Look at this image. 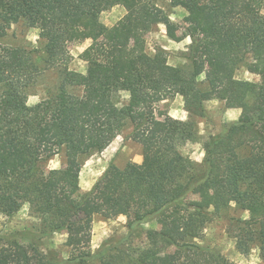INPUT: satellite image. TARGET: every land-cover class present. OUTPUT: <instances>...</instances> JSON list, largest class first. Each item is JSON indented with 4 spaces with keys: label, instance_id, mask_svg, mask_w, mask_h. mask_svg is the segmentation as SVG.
<instances>
[{
    "label": "trees",
    "instance_id": "obj_1",
    "mask_svg": "<svg viewBox=\"0 0 264 264\" xmlns=\"http://www.w3.org/2000/svg\"><path fill=\"white\" fill-rule=\"evenodd\" d=\"M169 2L195 21L190 69L169 64L162 51L146 52L145 35L165 19L155 0H0V37L23 20L39 29L44 53L40 67L34 49L0 43V214L12 216L27 203L41 220L36 234H0V264H233L194 242L231 205L248 214L231 219L236 249L247 254L256 247L264 258V82L234 78L253 53L247 69L264 78V0ZM116 5L125 13L106 26L100 15ZM176 31L166 23L168 37L178 41ZM81 39H91L79 55L85 73L69 69L68 44ZM46 69L59 73L57 91L26 103L27 89ZM67 86H81L83 93H69ZM118 91L129 93L121 107L113 98ZM170 94L181 95L191 115L203 114L212 98L233 107L251 95L254 104L205 141L197 163L181 152L196 136L195 123L155 115L154 105ZM128 124L141 162L111 164L80 192L84 157L103 151ZM60 152L64 166L42 172L41 163ZM96 214H125L127 233L93 252ZM157 217L159 229L144 228ZM61 231L67 256L38 248L42 237Z\"/></svg>",
    "mask_w": 264,
    "mask_h": 264
},
{
    "label": "rangeland",
    "instance_id": "obj_2",
    "mask_svg": "<svg viewBox=\"0 0 264 264\" xmlns=\"http://www.w3.org/2000/svg\"><path fill=\"white\" fill-rule=\"evenodd\" d=\"M207 1V0H203ZM156 4L165 12V19L161 23L155 24L145 35V50L149 55L162 51L167 62L174 66L190 69L191 64L188 59V46L191 42L189 29L195 24L190 14L179 6L171 5L169 0H155ZM125 9L121 5H116L100 15V20L106 25H113L123 14ZM172 22L176 25L178 41L168 37L166 23ZM201 26L203 21L196 23ZM190 41V42H189ZM0 43L11 46H21L26 49H34L35 62L44 66V53L42 51L43 42L39 39V29L29 27L23 20L12 24L6 34L0 37ZM91 43V40H74L68 44V49L72 55L69 69L85 73L87 63L80 58L81 52ZM256 54H250L234 72V78L251 82H264L260 75L251 73L247 69V63L255 58ZM204 79V74L198 77L199 81ZM60 85L59 73L54 69L43 70L36 81L27 89L28 101L33 105L41 99L52 96ZM205 86L204 83L201 84ZM67 91L75 95H81V86H67ZM113 98L119 107L126 105L129 100L127 91L114 93ZM29 104V103H28ZM254 104V97L244 95L233 107H229L225 100L212 98L204 102V113L201 115H191L185 110L183 97L179 94H170L164 100L154 105V112L157 118L167 119L174 117L181 120H191L195 123L196 136L181 147V152L200 163L204 156L203 145L211 136L220 133L229 125L238 121L241 113L246 107ZM131 126L126 125L122 131L113 137L111 143L103 151L94 152L82 161L79 173V191L89 190L95 181L103 174L109 165L124 167L128 162H141L142 148L130 137ZM203 153V155H201ZM65 164V155L60 152L43 161L40 165L41 171L46 172L52 168H61ZM247 212L231 205L220 215L214 217L207 223L200 237L194 239L201 247H207L220 253L233 264H264V258L259 255L256 247H253L247 254H241L235 246V224L232 217H247ZM127 217L125 214L113 218H106L96 214L92 222L91 249L96 252L100 244L105 239L117 241L127 233ZM161 217H157L144 224L145 229H159ZM41 220L31 213L29 205L25 203L21 209L12 216L0 214V234L8 236H20L23 232L36 234L40 230ZM142 235V234H141ZM67 234L63 231L55 232L42 237L38 242V248L42 251H54L60 257L68 254V247L65 245ZM172 248L166 250L169 253ZM97 264V262H96Z\"/></svg>",
    "mask_w": 264,
    "mask_h": 264
},
{
    "label": "clouds",
    "instance_id": "obj_3",
    "mask_svg": "<svg viewBox=\"0 0 264 264\" xmlns=\"http://www.w3.org/2000/svg\"><path fill=\"white\" fill-rule=\"evenodd\" d=\"M189 42H190V41H189ZM26 103H29V104H30V103H31V100H29V101H28V102H26ZM201 155H203V153H201Z\"/></svg>",
    "mask_w": 264,
    "mask_h": 264
},
{
    "label": "crops",
    "instance_id": "obj_4",
    "mask_svg": "<svg viewBox=\"0 0 264 264\" xmlns=\"http://www.w3.org/2000/svg\"><path fill=\"white\" fill-rule=\"evenodd\" d=\"M84 40H91V39H84ZM89 44H90V43H89ZM89 44H88V45H89Z\"/></svg>",
    "mask_w": 264,
    "mask_h": 264
}]
</instances>
